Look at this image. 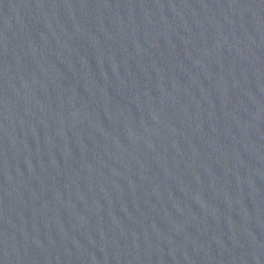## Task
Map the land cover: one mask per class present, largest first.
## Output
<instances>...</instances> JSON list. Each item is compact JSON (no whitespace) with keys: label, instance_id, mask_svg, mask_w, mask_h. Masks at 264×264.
I'll return each instance as SVG.
<instances>
[{"label":"water","instance_id":"obj_1","mask_svg":"<svg viewBox=\"0 0 264 264\" xmlns=\"http://www.w3.org/2000/svg\"><path fill=\"white\" fill-rule=\"evenodd\" d=\"M0 264H264V0H0Z\"/></svg>","mask_w":264,"mask_h":264}]
</instances>
